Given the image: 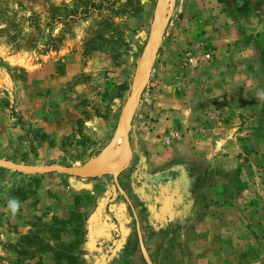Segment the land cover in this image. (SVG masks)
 <instances>
[{"label": "rangeland", "instance_id": "1", "mask_svg": "<svg viewBox=\"0 0 264 264\" xmlns=\"http://www.w3.org/2000/svg\"><path fill=\"white\" fill-rule=\"evenodd\" d=\"M109 1L62 19L53 10L74 9L71 0H0V160L79 166L124 147L119 115L157 0H140L139 10L134 0ZM226 1L164 7L121 169L76 176L0 166V260L54 264V252L71 245L76 264H264V83L216 91L207 72L222 47L208 20L224 21ZM230 93L245 103L216 98ZM224 121L234 129L231 156L182 142Z\"/></svg>", "mask_w": 264, "mask_h": 264}, {"label": "crops", "instance_id": "2", "mask_svg": "<svg viewBox=\"0 0 264 264\" xmlns=\"http://www.w3.org/2000/svg\"><path fill=\"white\" fill-rule=\"evenodd\" d=\"M226 5L231 8H226V18L223 22L208 20L210 30L215 29L209 33L210 41L214 42V46H222L224 49L221 50L222 47H219L214 50V53L218 51V54L213 59V65L207 66V72L214 74L212 81L216 91L238 89L239 93H242L241 90L258 88L261 82L264 83V0H228ZM217 57H223L224 63L219 64L221 60ZM220 96L216 98L223 99V103L227 105L245 103L242 96L238 99L234 93H230L228 98ZM188 120L187 118L184 121ZM189 123H184L183 128ZM219 125H214L213 128L207 127L203 132L191 135L193 137L183 135L182 142L189 143L192 140L195 144L193 148L195 154L198 151L203 155H209V158L221 153L231 156L228 138L232 136L234 129L225 121L221 127ZM183 149L185 148H182L181 155L178 153L176 155V158L181 161L185 159ZM259 177L257 172L255 175L257 182ZM260 198L264 199V196H257V200ZM228 207L231 208V206ZM0 264H6V261L0 260Z\"/></svg>", "mask_w": 264, "mask_h": 264}, {"label": "water", "instance_id": "3", "mask_svg": "<svg viewBox=\"0 0 264 264\" xmlns=\"http://www.w3.org/2000/svg\"><path fill=\"white\" fill-rule=\"evenodd\" d=\"M171 1L172 0L156 1L154 13H153V21L151 24V30L144 45L140 62L138 64V68H139V65L142 63L143 69L141 70L140 73H138V68H137V74L134 77L132 84L130 86L128 97L120 111L117 131L120 132V135L124 141V152L122 154V157H120L116 162H114V164L108 166L105 170L94 172L88 175H81L79 173V171L83 169L85 163L79 166L48 165V166L40 167L34 165L16 164V163L0 160V166L9 167L24 172L60 171L76 176H95L102 173H115L116 171L121 169V167L125 164V162H127L130 155V148L127 140L128 118L131 113V110L133 109L134 105L138 100L142 88L144 87L148 79V73L151 66L152 56L155 54L157 43L160 39L165 24L164 13H163L164 7L167 4H169Z\"/></svg>", "mask_w": 264, "mask_h": 264}, {"label": "trees", "instance_id": "4", "mask_svg": "<svg viewBox=\"0 0 264 264\" xmlns=\"http://www.w3.org/2000/svg\"><path fill=\"white\" fill-rule=\"evenodd\" d=\"M74 4V9L69 8L68 5L63 4L62 6L55 7L53 12L61 11V9L64 11L62 13L63 17H72L73 15L83 14L86 15L88 13V10L91 8H97V6H102V2L104 0H71ZM109 1V0H105ZM131 2V0H128ZM115 1H109L110 4H113ZM137 7H134L135 10H139L141 8L140 0H134V2ZM80 9V10H79ZM56 17V16H54ZM91 40V39H89ZM125 43V42H124ZM126 45V43L124 44ZM126 88V87H125ZM71 245H61V248H58L54 254V264H76L75 256L70 252L71 251Z\"/></svg>", "mask_w": 264, "mask_h": 264}, {"label": "bare ground", "instance_id": "5", "mask_svg": "<svg viewBox=\"0 0 264 264\" xmlns=\"http://www.w3.org/2000/svg\"><path fill=\"white\" fill-rule=\"evenodd\" d=\"M143 69L142 63L139 65L138 73ZM122 138L120 132L117 133L116 139ZM124 152L123 142L118 145H115L113 148H105L103 149L97 157L88 161L83 169L79 171L81 175H88L94 172H98L106 169L111 164H114Z\"/></svg>", "mask_w": 264, "mask_h": 264}, {"label": "clouds", "instance_id": "6", "mask_svg": "<svg viewBox=\"0 0 264 264\" xmlns=\"http://www.w3.org/2000/svg\"><path fill=\"white\" fill-rule=\"evenodd\" d=\"M7 208L9 209L11 214L15 215L20 208V202L15 198L9 199L7 202Z\"/></svg>", "mask_w": 264, "mask_h": 264}]
</instances>
